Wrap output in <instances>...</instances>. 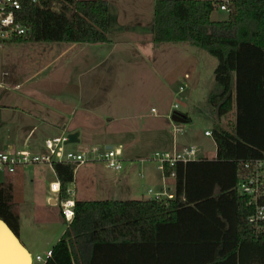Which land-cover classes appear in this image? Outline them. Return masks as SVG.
<instances>
[{"label":"trees","instance_id":"1","mask_svg":"<svg viewBox=\"0 0 264 264\" xmlns=\"http://www.w3.org/2000/svg\"><path fill=\"white\" fill-rule=\"evenodd\" d=\"M21 1L32 33L17 41L109 40L107 0ZM220 4L157 0L154 7L156 44L190 42L218 60L208 103L219 119L235 110V121L212 128L216 157L164 162V175L175 176L173 198L76 200L74 219L43 264H264V231L248 222L253 209L238 191L243 164L264 159V0H229L228 19L214 20ZM76 167L53 163L62 198ZM0 218L20 235L13 186L2 181Z\"/></svg>","mask_w":264,"mask_h":264},{"label":"rangeland","instance_id":"2","mask_svg":"<svg viewBox=\"0 0 264 264\" xmlns=\"http://www.w3.org/2000/svg\"><path fill=\"white\" fill-rule=\"evenodd\" d=\"M111 4L117 5L113 0ZM112 10L111 41L105 42L101 47L98 44L94 45L95 43L86 44L91 53L93 52L92 61L88 58V53L77 57L68 55L63 60L66 65H69L68 74L78 76L79 79L80 76H87L86 73L83 74L84 72H90L89 68L84 67L85 71L81 72L79 70L81 66L85 64L94 66L96 102L90 103L89 106L93 107L100 117L101 125L107 124V127L97 123V126L92 128L90 122L87 124L85 121L83 123L85 129L82 130L80 140L69 143L67 149L84 151L89 144H94L95 140L109 141L116 147L126 141V147H121L123 169L116 171L106 168L100 160L84 162L77 165L75 187L81 198L102 199L126 196L123 194L129 186L123 177L128 168V162L131 160L130 157H134L135 164L132 167L133 173L130 175L131 182L139 195L145 191L147 196L154 197L155 194H149L147 190L150 187L157 189L159 177L156 175V181L151 182L146 175L150 172L157 173V171L161 173L157 160L160 156H156L157 152L160 155L164 153L172 155L175 152L172 149L174 139L179 142L184 141V143L192 140L195 144L203 143L202 145L208 150L215 146L214 139L204 133L206 128H213L216 124V119L206 114V106L210 104L207 102V97L203 95L208 96L209 92L189 97L190 79L184 80L183 76L186 72H192V61L196 60L195 68L198 63L201 65L206 79L204 88L209 90L208 84L214 76L211 70L212 63L214 61L216 66L218 61L209 52L190 42L155 44L154 34L148 30L154 22L153 7L150 14L147 6L143 8L120 6L119 19L126 27L123 31L115 26L114 20L117 16L114 8ZM228 17L229 12L221 9L215 10L212 14L214 20H226ZM132 27H143L144 31L136 35L132 32ZM49 43L51 41H10L4 44L0 50V93L10 86L8 82L13 79V68L18 70L20 77H34L31 80L35 81V75L31 69H35V66H39L40 62L47 58L55 62L54 54L49 52L45 55L41 52L44 45L51 46L49 47L51 50L58 45V43ZM203 83L204 79L201 80L202 85ZM175 104L179 105V111L189 112L193 118V123L187 124L184 133H176L178 132L176 126L173 130L171 121L174 120L167 114L176 110L174 109ZM10 113L9 110L0 112V150L8 143H13L15 147L22 145V136L16 135L11 129L15 124L10 123L12 120ZM110 117L114 118V122L109 119ZM13 121L16 123V120ZM155 121H159L162 130H154L158 129L153 125ZM234 121L235 116H231L230 113L221 118V124L227 128H231ZM115 122L122 124V127L126 124V129L131 131L132 135L126 137L120 135L122 132L119 133L114 128ZM86 130L90 137L85 135ZM142 165L149 167L143 172L145 176L140 174ZM27 168L21 173H14V178L21 182L16 199H20L24 192L26 195L25 202H22L21 208L18 209L22 224L19 237L23 244L29 247L34 259L37 254H41L44 258L47 249L54 247L68 224L61 213L60 206H52L46 198L43 199L44 184L49 180L48 172H38L30 165ZM48 171L51 172L50 169ZM8 176L9 174L0 170L1 181L8 180ZM32 180L36 182L32 185L31 197L29 190ZM29 242H33L32 245ZM35 263L38 264L36 260Z\"/></svg>","mask_w":264,"mask_h":264},{"label":"crops","instance_id":"3","mask_svg":"<svg viewBox=\"0 0 264 264\" xmlns=\"http://www.w3.org/2000/svg\"><path fill=\"white\" fill-rule=\"evenodd\" d=\"M109 2V8H110V19H109V40L106 42H110V33H111V24L112 23V17L111 14L113 12V8L115 11V15L117 16L115 18V26L118 27L120 31H123L126 29L124 27L123 22L120 21V16L118 13V10L121 7H127V8H143L147 6L149 9V13H152V7H155V3L157 0H113L117 3L111 4L112 0H107ZM149 32H153L154 34V22L152 26L148 27ZM143 27H132V32L138 35V33L143 32ZM21 42V41H19ZM51 43H58V45H55L53 48L54 50L49 47H46L44 45L41 52L43 54H51L55 55V62L49 61L48 58L42 60L40 62L39 66H35V69H31V72L35 75V81H32L31 79L34 77H28V78H22L20 77V73L17 72L18 70L16 68H13V79L8 82L10 85L8 89L2 91L0 93V112L3 110H9L12 116V120L10 121L11 124H15L13 131L18 136H22V145H18L15 147L13 143H8L4 145L3 149L0 151H3L6 148H12V149H28L33 152H43L45 151V140L49 137L59 136V135H69L70 133L79 132V140L82 135V130L85 129L83 126V123L86 121L88 124L90 122V127L97 126V123L100 124V126H106L107 124L101 125V119L96 114V112L93 110L94 108L89 106V104H93L96 102V85L94 83V66L85 64L84 66H81L79 69L81 72H84V68H89L90 72H84L83 74H87V76L83 75L80 76V79L78 76H71L68 74V66L63 61L65 57L68 55L71 56H80L88 53V58H90V61H92L91 57L93 52L91 53L90 49L86 47L88 43L90 42H51ZM49 43V44H51ZM105 42H98L94 45L98 44V46H102ZM155 43V42H154ZM91 44V43H90ZM156 44V43H155ZM196 46V45H195ZM198 47V46H197ZM200 48V47H199ZM204 50V49H203ZM218 61V60H217ZM193 62V70L192 72H186L184 74V80L190 79V91L188 92L189 97H194L197 95H201L202 92H209V94L216 89L215 87V80L214 76L212 77V81L209 85V90H206L204 88L206 79L204 78V72L201 70V65H199L197 68H195V61ZM218 64V63H217ZM217 66V65H216ZM215 63L213 61L211 70L214 75V70L216 68ZM10 73L8 72V75ZM192 78V80H191ZM204 79L203 85L201 84V80ZM80 80V81H79ZM32 81V82H31ZM209 83V82H207ZM1 84V83H0ZM183 87L181 86V89ZM215 88L214 90H212ZM212 91H211V90ZM12 90L11 92H8ZM219 91V90H218ZM7 94V95H6ZM208 94V96H209ZM204 97H207L208 102V96L206 94L203 95ZM209 104V103H208ZM211 105L206 106V114L208 116H213V118L216 119L215 123H221V119H219L217 112L213 109ZM179 108L177 110H172L170 113L167 114L172 116V114L177 111L181 112L186 117V122H172L171 125L178 127V132L176 133H184L186 131L187 124L193 123V118L189 114V112L185 111H179ZM231 116H235V110L230 112ZM110 120H113V117L109 118ZM188 119V120H187ZM16 120V123L13 121ZM114 122V120L112 121ZM155 123V124H154ZM153 125L158 128L154 129L155 131H160L161 125H159V121H155ZM178 123V124H177ZM110 125V124H109ZM157 125V126H156ZM161 126V127H160ZM111 127L113 125L111 124ZM124 127V128H123ZM122 127V124H119L115 122L114 128L117 129L120 132V135L123 137L132 135L130 134L131 131L126 129V124H124ZM137 128V127H135ZM154 127H152L153 129ZM206 131H212V128H206L205 135L212 137V135H207ZM89 132L87 130L85 131V135H88ZM98 135V134H96ZM90 137V136H89ZM213 138V137H212ZM215 143V142H214ZM96 145H111L114 146L111 142H100L95 140ZM94 144H89L94 145ZM203 144V143H202ZM202 144H195V142L192 140L189 143H184V141H176L174 139L172 149L175 152H181L185 149L190 148L191 146H194L196 148V154L194 159H202V158H209L212 159L216 157L217 153V146L215 143V146L208 150L205 146ZM68 145V144H67ZM66 145V148H67ZM208 145V144H207ZM116 147V146H114ZM118 147H126V141L124 143H120ZM122 151V148H121ZM129 151V150H128ZM123 153V152H122ZM199 154V157H198ZM122 156V155H121ZM122 158V157H121ZM131 160L128 162V168H126L124 173V181H126L127 186H129L128 190L125 192L126 195L122 198L119 197H106V198H81L78 196V192L76 189V174L74 181L69 183L67 186V189L69 190V196L74 198L76 200H141V199H154L153 196H147L146 192L143 191L141 195H139V192L136 190V187H134L133 182H131V174L133 173V166H134V157H130ZM123 160V159H122ZM145 162V161H144ZM123 164V161H122ZM31 168L35 169L38 172H48L49 174V180L45 182L44 184V190H43V199H47L48 203L52 206H60L58 202H55V197H57L56 193H52L50 191V183L54 181L56 178L55 170L54 168L45 165V164H38V165H30ZM28 166L24 167H17L15 171L13 172H6V174H9V178L6 181V183H10L13 186V195H14V201L17 204V211L19 208H21L22 202H25L26 195L25 192L20 199H16L18 188L21 184L19 179L14 178V173H21L22 171L28 169ZM106 167V166H104ZM77 168V167H76ZM107 168V167H106ZM159 168V166H158ZM50 169L51 172L48 170ZM110 169V168H109ZM123 169V168H122ZM121 169V170H122ZM149 169V167H146L145 165H142L140 168V174L142 176L144 175V171ZM116 170V171H121ZM157 170V169H156ZM161 173L156 172H150L147 173L146 178L149 179L151 182L153 180L156 181V175L159 177L158 185L156 186L157 189H153L150 187L147 192L149 194H156L160 193L163 194V199H168V195H172L171 198L174 197L175 194V177L174 176H165L163 171L159 168ZM76 173V169H75ZM13 177H12V175ZM1 181V180H0ZM35 180H32V183L30 182V194L32 197V185L35 184ZM23 183H25L23 181ZM26 184V183H25ZM23 185V184H22ZM34 192V191H33ZM35 193V192H34ZM30 197V199H31ZM28 199V198H27ZM20 200V201H19ZM29 200V199H28ZM54 200V201H52ZM21 202V203H20ZM19 213V212H18ZM20 216V235H21V214ZM68 224V223H67ZM68 226V225H67ZM31 245L33 242H29ZM25 244V243H24ZM26 248L30 251V254L32 255L31 250L29 247L25 244ZM53 248V247H52ZM49 247L47 249V252L52 249Z\"/></svg>","mask_w":264,"mask_h":264},{"label":"built area","instance_id":"4","mask_svg":"<svg viewBox=\"0 0 264 264\" xmlns=\"http://www.w3.org/2000/svg\"><path fill=\"white\" fill-rule=\"evenodd\" d=\"M37 2L38 0H32ZM215 1V0H214ZM221 2L220 9L229 12L228 0H217ZM22 10L21 0H0V50L6 42L17 41L22 37H29L32 33L31 26L20 18ZM9 14L12 15V20L7 25L4 23L8 19ZM8 74V72H6ZM179 105L175 104L174 109H178ZM178 130V127H177ZM207 135H212V131H206ZM67 135H59L49 137L45 140V151L33 152L28 149H12L6 148L0 151V170L13 172L17 167L28 165L45 164L53 168L54 162H71L74 164H83L87 161L100 160L104 166L113 170H121L122 151L120 147H109L108 145H90L84 151H73L66 148L69 144ZM196 148L191 146L181 152L159 154V168L163 171L164 162L168 161L173 165L176 161L192 160L195 158ZM56 179L50 183V191L56 193L55 202H58L61 208V213L67 223H70L75 217V199L69 196L61 197L62 185L56 174ZM174 176V173L171 175ZM175 177V176H174ZM238 191L245 198L247 206L253 209V212L248 216V222L255 227V230L260 233L264 231V205L261 200L264 198V159L247 161L243 164V172L239 181ZM163 194L156 193L155 199H162ZM171 198L172 195H168ZM52 200V201H54ZM52 255V249L46 253L43 258L41 254H37L35 260L38 264H43ZM36 264V263H35Z\"/></svg>","mask_w":264,"mask_h":264},{"label":"bare ground","instance_id":"5","mask_svg":"<svg viewBox=\"0 0 264 264\" xmlns=\"http://www.w3.org/2000/svg\"><path fill=\"white\" fill-rule=\"evenodd\" d=\"M0 264H33L30 251L16 247L3 227H0Z\"/></svg>","mask_w":264,"mask_h":264},{"label":"water","instance_id":"6","mask_svg":"<svg viewBox=\"0 0 264 264\" xmlns=\"http://www.w3.org/2000/svg\"><path fill=\"white\" fill-rule=\"evenodd\" d=\"M172 119L176 122H186L185 115L183 113L177 112V111H175L172 114ZM78 136H79V132L70 133L67 136L66 142L67 143L78 142L79 141ZM109 147H111V145H109ZM0 227H3L5 229V231L7 233H9V235L11 236L16 247L21 248L22 250H27L26 246L23 244L20 237L14 232V230L9 226V224L5 220H3L2 218H0ZM26 252L29 254L28 251H26Z\"/></svg>","mask_w":264,"mask_h":264},{"label":"clouds","instance_id":"7","mask_svg":"<svg viewBox=\"0 0 264 264\" xmlns=\"http://www.w3.org/2000/svg\"><path fill=\"white\" fill-rule=\"evenodd\" d=\"M12 20V15L9 14L8 19L4 21V23L7 25Z\"/></svg>","mask_w":264,"mask_h":264}]
</instances>
